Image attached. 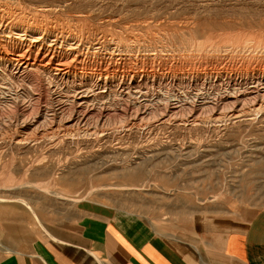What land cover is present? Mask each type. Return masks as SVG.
<instances>
[{"label":"rangeland","instance_id":"374dc122","mask_svg":"<svg viewBox=\"0 0 264 264\" xmlns=\"http://www.w3.org/2000/svg\"><path fill=\"white\" fill-rule=\"evenodd\" d=\"M3 3L19 12L22 9L21 19L34 20L44 29L54 25L63 37L68 35L74 40L58 44L54 56L0 41V55L21 56L33 63L28 73L16 76L10 69L0 68V133L5 130L2 124L14 110L8 103L15 91L21 106L31 91L44 93L48 87L55 88L69 104L68 94L83 92L88 97L98 92L85 80L89 74L97 73L113 75L114 82L123 76L122 83L133 88L131 93L116 89L120 90L114 94L117 97L112 94L99 100L111 110L108 124H117L114 127L109 124V130L101 133L99 140L91 137L77 145L71 139L52 142L48 137L33 136L36 141L17 144L16 140L7 141L8 135L3 137L5 140L0 137V201L14 198L28 204L44 228L62 224L64 214L70 218L72 210L82 205L130 211L146 216L158 227L182 229L189 224L199 226L212 220L215 223L227 215L248 214L264 207V108L257 115L251 111L244 117L216 125H201L194 116H186L185 125L164 117L150 122L144 126L146 129L141 125L144 121L135 122L119 111L128 99L158 105L156 95L163 97L166 92L176 105L189 104L191 98L196 104L210 105L213 98H224L236 90L246 98L252 97L253 90L263 91L264 0H5ZM18 21L17 16L15 22ZM75 39L80 40L82 60L64 54L67 47L75 45ZM109 52L114 57L109 58ZM55 67L87 75L85 82L80 85L83 78L73 77L80 87L71 92L45 74ZM151 82L156 83L155 91L146 93L145 89L134 87L144 83L149 86ZM216 84L222 88L220 91H212ZM227 84L231 87L227 88ZM168 87L172 90L167 91ZM80 101L84 105H97V99ZM229 101L232 100L223 102ZM231 105H225V109L231 110ZM233 108L236 115L238 106ZM114 109L118 110L113 112ZM124 117L126 129L121 125ZM20 137L16 135L17 140ZM39 229L33 224L13 230L0 227V240L12 239L13 232L19 236Z\"/></svg>","mask_w":264,"mask_h":264},{"label":"crops","instance_id":"0c3cea01","mask_svg":"<svg viewBox=\"0 0 264 264\" xmlns=\"http://www.w3.org/2000/svg\"><path fill=\"white\" fill-rule=\"evenodd\" d=\"M27 206L0 201V227L40 228L0 240V264H264V207L182 229L95 205L77 207L62 224L44 228Z\"/></svg>","mask_w":264,"mask_h":264},{"label":"bare ground","instance_id":"6f19581e","mask_svg":"<svg viewBox=\"0 0 264 264\" xmlns=\"http://www.w3.org/2000/svg\"><path fill=\"white\" fill-rule=\"evenodd\" d=\"M5 1V0H4ZM3 1V2H4ZM0 1V41L3 42H7V43H11L16 45L17 47H20V49L22 47H25V49L27 51H35L36 53H41V54H46V55H50V56H54L57 55L56 51L58 49V44L60 45L61 42L65 43L68 42L67 40H74V38H68L67 37H63L64 34L62 35L61 32H57L58 31V27L55 29L54 25H52V27H48V28H42V24L39 23H33V21L28 22L29 19L24 20L21 19L22 17L20 16V12L19 10L17 11L15 8L14 11L13 7L10 8L8 7V5H6L5 3H3ZM20 4V3H19ZM16 5V4H14ZM81 5V4H80ZM21 7V6H19ZM23 7V6H22ZM79 7V6H77ZM28 8V7H27ZM34 8V7H33ZM46 8V7H45ZM51 8V7H50ZM80 8V7H79ZM30 9V8H29ZM32 9V8H31ZM43 9V8H42ZM81 9V8H80ZM79 9V10H80ZM40 10V9H39ZM27 11V9H26ZM36 11V10H33ZM82 11V10H81ZM84 11V10H83ZM24 12V11H23ZM21 12V13H23ZM80 12V11H79ZM27 14V13H26ZM29 14V13H28ZM34 15V14H33ZM18 16V22L16 23L15 20L17 19ZM20 16V17H19ZM24 16V15H22ZM26 16V15H25ZM29 16V15H28ZM66 16V15H65ZM74 16V15H73ZM90 16V15H89ZM88 17V16H87ZM31 18V17H30ZM36 18V17H35ZM36 20V19H35ZM27 22V23H26ZM54 24V23H53ZM46 25V24H45ZM49 25V24H48ZM50 26V25H49ZM79 26V25H78ZM81 26V25H80ZM79 26V27H80ZM44 27V25H43ZM60 27V26H59ZM81 28V27H80ZM61 29V27H60ZM98 29V28H97ZM60 31V30H59ZM65 31V30H63ZM62 31V32H63ZM67 32V31H66ZM64 33V32H63ZM70 33V32H69ZM68 33V34H69ZM74 35V34H73ZM76 35V34H75ZM76 37V36H74ZM81 37V36H80ZM100 37V36H99ZM67 38V39H65ZM83 39V38H82ZM81 39V40H82ZM103 39V38H102ZM86 40V39H85ZM87 40L90 39L87 38ZM91 40H93L91 38ZM97 40V39H96ZM95 40V41H96ZM100 40V38H99ZM98 40V41H99ZM107 40V39H106ZM112 40V39H111ZM94 41V42H95ZM75 45H73L72 47H67V49H65L64 54L67 55H72L73 57H75L76 59L82 60V56L81 53L79 51V44H80V40L75 39L74 41ZM84 43L86 41H83ZM6 43V44H7ZM70 42H68L67 44H69ZM113 43V42H112ZM117 43V42H116ZM3 44V43H2ZM96 44H100L99 42ZM72 45V44H71ZM102 45H105L102 44ZM5 46V45H4ZM63 46H65L63 44ZM70 46V45H69ZM87 46V45H86ZM89 46V45H88ZM93 46V44L91 45ZM108 46V45H107ZM83 47V45L81 46ZM94 47V46H93ZM92 47V48H93ZM109 47V46H108ZM60 48V47H59ZM84 48V47H83ZM100 48V46H99ZM106 48V47H105ZM113 48V47H112ZM115 48V47H114ZM89 49V48H87ZM94 49V48H93ZM104 49V48H103ZM107 49V48H106ZM64 50V49H63ZM62 50V51H63ZM82 50V49H81ZM83 51V50H82ZM87 50H85L86 52ZM90 51V50H89ZM88 52V51H87ZM95 52V51H94ZM96 53V52H95ZM94 53V54H95ZM104 53V52H103ZM7 54V53H6ZM89 54V53H88ZM93 54V53H92ZM116 54V53H115ZM59 55V54H58ZM84 55V54H83ZM86 55V54H85ZM84 55V56H85ZM129 56V55H128ZM108 57L112 58L114 57V55L112 53H108ZM149 58V57H148ZM113 60V59H112ZM53 61V60H52ZM108 62V61H107ZM116 62V61H115ZM41 63V62H40ZM54 63V62H53ZM114 63V62H113ZM46 63H44L45 65ZM115 64V63H114ZM33 63H30L27 59H23L21 58V56L18 57H9V56H4V55H0V68L2 69H10V72H12L13 76H16V73H19V75H21L22 73H28V71H30L32 69ZM48 65V64H47ZM32 66V67H31ZM49 67V66H48ZM42 68V66H41ZM40 69V68H39ZM88 69V68H87ZM15 70V71H14ZM54 72H51V71ZM50 70L49 72L45 73L47 74L49 80L50 79H55L60 81L61 84L66 85V88L71 89L69 91L71 92H76L75 88L76 87H80L78 86L80 83L82 84V81H84V79L87 77V75L84 74H76V73H72L69 72L68 70H65L63 67H55L54 69ZM14 71V72H13ZM41 71V70H40ZM45 71V70H44ZM42 72V71H41ZM91 72V71H90ZM30 73V72H29ZM38 74V73H37ZM44 74V75H45ZM107 74V73H106ZM145 74V73H144ZM30 76V74H27ZM43 75V76H44ZM108 75V74H107ZM32 76V75H31ZM34 76V75H33ZM81 77L83 78V80L81 79L79 81V84L75 81V78L73 79V77ZM23 77V75H22ZM35 77V76H34ZM94 78V79H90ZM113 75H103V74H95V75H88V79L86 78L85 80H89V84L91 89H101L100 91L98 90V92L93 93L92 91V95L85 96V94L82 95L83 92L79 93V94H68V96L70 95L71 99H67L69 102V104L65 103V99L64 101L61 99L62 95L60 96V94H58V92L54 89L51 88H47L45 89L43 92L44 93H32L29 94L28 100H26L27 102L24 103L23 101V106H21L22 104L19 103V96L17 95L16 91L15 94L12 96V98L9 100L10 105H12L13 107V111H10V115L11 117L9 119H7L8 121H6L3 125L4 132L0 133V137H5L6 135H8V139H6L7 141H15V143H20V142H27V141H36L37 139H43V138H49L50 141L52 142H56L57 139H71L72 141H74L77 145H79L80 142H82V140L84 141V139H88L91 137L98 139V137H101L104 133L105 130H109L108 128V121L107 119H109L108 117H110V112L111 110L106 109L104 103H100L99 100L104 99L108 96L111 97V95L116 94L117 92H120V90H116V89H121L122 90H127L128 92H130V89L133 88V86H130V84H124L122 83L125 79L123 78V76H121L119 78V82H114L113 81ZM192 77V76H191ZM26 78V77H25ZM29 78V77H27ZM32 78V77H30ZM196 78V77H195ZM35 78H33L34 81ZM115 79V77H114ZM26 80V79H25ZM31 80V79H28ZM118 80V79H117ZM153 80V79H152ZM31 81V82H33ZM264 81V80H263ZM28 85H32L31 88H34L35 85H33V83H30V81H28ZM54 82V81H53ZM85 82V81H84ZM87 82V81H86ZM42 83V80H41ZM48 83V81H47ZM59 83V84H60ZM174 83V82H173ZM36 84V81L35 83ZM55 84V83H54ZM80 84V85H81ZM85 84V83H84ZM138 84V83H137ZM156 83L151 82L150 85L148 86V83H144V84H139L138 86H134L135 88L139 89L140 91H142V89H145V92L148 93L149 91H155V85ZM159 84V83H158ZM170 84V83H168ZM256 84V83H255ZM38 85V84H37ZM52 85V84H51ZM57 85V84H56ZM161 85V84H160ZM172 85V84H171ZM174 85V84H173ZM229 85V84H227ZM39 86V85H38ZM47 86V84L45 85ZM89 86V85H88ZM169 86V85H168ZM193 86H197V85H193ZM213 86V85H212ZM51 87V86H50ZM57 87V86H56ZM62 87V86H61ZM160 86L158 85L157 88H159ZM231 86H227V88H230ZM39 88V87H38ZM89 88V87H88ZM169 89H166L167 91H171L172 89H170L171 87H168ZM190 88V87H189ZM225 88V87H224ZM257 88V87H256ZM41 89V88H40ZM60 89V88H59ZM57 89V90H59ZM85 89V88H84ZM87 89V88H86ZM85 89V90H86ZM115 89V90H114ZM136 89V90H137ZM163 89V88H162ZM179 89V88H178ZM185 89V88H184ZM222 89L220 87V85H215L214 87H212V91ZM16 90V89H15ZM34 90V89H33ZM36 90V88H35ZM34 90V91H35ZM89 90V89H88ZM138 90V91H139ZM161 90V87H160ZM37 91V90H36ZM68 91V90H67ZM81 91V89H80ZM90 91V90H89ZM97 91V90H96ZM134 91V89H133ZM164 91V90H163ZM162 91V92H163ZM9 92V91H8ZM28 92V91H27ZM30 92V91H29ZM38 92V91H37ZM40 92V91H39ZM61 92V91H60ZM59 92V93H60ZM66 92V91H65ZM88 92V91H84ZM122 92V91H121ZM181 92V91H180ZM242 92V91H241ZM62 93V92H61ZM78 93V91H77ZM90 93V92H89ZM127 93V92H126ZM124 93V94H126ZM131 93V92H130ZM130 98H131V94ZM144 93V92H143ZM164 93V92H163ZM168 92H166L164 94V96H160V95H156L159 99V101H156L160 104L155 105H148V104H143L140 101H135V100H131L126 101L125 103L123 102L124 107H120L119 111L121 110V114L123 116H129L132 120L136 121H144L141 123V125L144 127H147L150 122L152 123V121H156L163 119L164 117L168 118V121H178L181 124L186 123V116L187 117H195V121H197L199 124L201 125H216L218 123H224L228 120H232V119H239L241 117L246 116V113L251 112V111H255V114L257 115L259 113V111H261V109L264 108V89L263 91L260 90H253L252 91V97L250 98H246L247 96L243 97L237 90L230 94H227L228 96L215 100V98H213V101L211 102V104H196L195 100H193L192 98L189 100V104H180V105H176V103H172L170 102V98L167 95ZM200 93V92H199ZM244 93V92H243ZM55 94V96H54ZM65 94V93H64ZM87 94V93H86ZM137 94V93H136ZM145 94V93H144ZM143 94V95H144ZM20 95V94H19ZM147 95V94H146ZM154 95V94H153ZM163 95V94H162ZM171 95V94H170ZM35 96V98H34ZM116 96V95H114ZM118 96V95H117ZM116 96V97H117ZM127 96V95H126ZM173 97H175L174 95H171ZM23 97V96H22ZM67 97V96H66ZM65 97V98H66ZM67 97V98H70ZM113 97V96H112ZM114 97V100H116ZM139 97V96H138ZM172 97V98H173ZM177 97V95H176ZM193 97V96H192ZM89 98H91L92 100L97 99V105L92 104V106H89L91 104H87L84 105V102H78L80 99H85L88 100ZM121 98V96L119 97ZM150 98V97H149ZM26 99V98H25ZM112 99V98H111ZM110 99V100H111ZM143 99V98H142ZM175 99V98H174ZM182 99V98H181ZM232 100L229 102L224 103V100ZM24 100V99H23ZM43 100L44 104H40V101ZM66 100V101H67ZM106 100V99H105ZM104 100V101H105ZM120 100V99H118ZM185 100V99H184ZM90 101V100H89ZM99 101V102H98ZM112 101V100H111ZM121 101V100H120ZM124 101V100H123ZM179 101V100H178ZM208 101V100H207ZM88 102V101H87ZM93 102V103H94ZM103 102V101H102ZM106 102V101H105ZM109 102V99H108ZM117 102V100H116ZM114 104H117V103ZM184 102V101H183ZM187 102V101H185ZM91 103V101L89 102ZM178 103V102H177ZM201 103V102H200ZM7 104V105H8ZM21 104V105H19ZM101 104V105H99ZM121 104V103H120ZM227 104H232V108L235 110V108L238 106V111L236 113V115H234V113L232 112V108L231 110L229 109H225V107L227 106ZM256 104H259L257 107H255ZM226 105V106H225ZM11 107V106H10ZM9 107V108H10ZM8 108V109H9ZM108 108V106H107ZM229 108V107H227ZM247 108V109H246ZM12 109V108H11ZM187 109V112H185L184 110ZM118 109H114L113 112H116ZM228 110V111H226ZM203 111L202 114H199ZM226 111V112H224ZM183 112L187 113L183 115ZM218 112V114H216ZM8 113V111L6 112ZM5 114V113H4ZM112 114V113H111ZM115 114V113H114ZM113 115V114H112ZM255 115V116H256ZM6 117V116H5ZM178 119V120H175ZM188 119V118H187ZM121 120V119H120ZM5 121V120H4ZM146 121V122H145ZM249 121V120H248ZM2 123V122H1ZM114 124H116V122H113ZM196 123V122H195ZM112 124V123H111ZM110 124V125H111ZM114 124L113 127H114ZM124 124V125H123ZM135 124V123H134ZM172 124V123H171ZM174 124V123H173ZM177 124V123H176ZM117 125V124H116ZM122 127H125V117L123 119L122 122ZM178 125V124H177ZM127 126V123H126ZM179 126V125H178ZM218 126V125H217ZM2 127V126H1ZM2 127V128H3ZM111 127V126H110ZM116 127V126H115ZM130 127V126H129ZM144 127V128H145ZM168 127V126H167ZM191 127V126H190ZM195 127V126H194ZM118 129H120V127H117ZM151 128V127H150ZM1 129V128H0ZM126 129V127H125ZM143 129V128H142ZM146 129V128H145ZM148 129V128H147ZM28 130V132H26ZM111 130V129H110ZM231 130V129H230ZM1 131V130H0ZM112 131V130H111ZM103 133V134H101ZM22 135V137H20V139L17 140L16 135ZM111 134V133H110ZM33 136H36V138H34ZM38 136V137H37ZM33 137V138H30ZM4 139V138H3ZM5 140V139H4ZM61 140V141H62ZM99 140V139H98ZM39 141V140H38ZM45 141V140H43ZM47 141V140H46ZM89 141V140H88ZM12 142V143H13ZM51 142V143H52ZM64 142V141H62ZM96 142V141H95ZM11 143V142H10ZM29 143V142H28ZM60 143V141H59ZM73 143V142H72ZM86 143V142H85ZM25 144V143H24ZM27 144V143H26ZM89 144V143H88ZM71 146V145H70ZM86 146V145H85ZM84 146V147H85ZM93 146V145H92ZM68 147V146H67ZM91 148V147H90ZM89 148V149H90ZM83 150V149H82ZM85 151V150H84ZM52 152V151H51ZM60 152V151H59ZM73 152V151H72ZM58 153V152H57ZM94 153V152H93ZM91 154V153H90ZM96 155V154H95ZM102 155V154H101ZM77 157V156H76ZM90 158V156H89ZM88 158V159H89ZM87 159V158H86ZM72 160V159H71ZM99 159H97L98 161ZM109 160V159H108ZM64 161V160H63ZM122 161V160H121ZM95 162V161H94ZM100 162V161H99ZM102 162V161H101ZM71 163V162H70ZM93 164V162H92ZM102 165V164H101ZM48 166V165H47ZM89 166V164H88ZM48 169V168H47ZM45 169H43L44 171ZM31 173V172H30ZM90 177V176H89ZM64 178V177H62ZM71 178V177H70ZM34 181V180H33ZM78 181V180H77ZM43 188V187H42ZM10 194V193H9ZM12 194V193H11ZM2 195V194H0ZM28 196V195H27ZM9 197V195H8ZM19 197V196H18ZM12 199V197H11ZM14 199V198H13ZM23 199V198H22ZM25 199V198H24ZM29 200V199H28ZM26 201V200H25ZM19 202V200H18ZM28 207V206H27ZM29 208V207H28ZM4 216V215H3ZM6 218V217H5ZM4 220V219H3Z\"/></svg>","mask_w":264,"mask_h":264}]
</instances>
